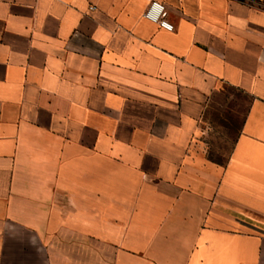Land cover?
Listing matches in <instances>:
<instances>
[{
    "label": "crops",
    "instance_id": "0c3cea01",
    "mask_svg": "<svg viewBox=\"0 0 264 264\" xmlns=\"http://www.w3.org/2000/svg\"><path fill=\"white\" fill-rule=\"evenodd\" d=\"M158 1L0 0V264H264V0Z\"/></svg>",
    "mask_w": 264,
    "mask_h": 264
},
{
    "label": "built area",
    "instance_id": "2783aa9c",
    "mask_svg": "<svg viewBox=\"0 0 264 264\" xmlns=\"http://www.w3.org/2000/svg\"><path fill=\"white\" fill-rule=\"evenodd\" d=\"M95 6H92L91 9H95ZM167 9L164 3L158 0H150V4L143 16L146 19H149L153 22L158 23L161 27L166 28L170 31L174 30V25L169 22L166 18Z\"/></svg>",
    "mask_w": 264,
    "mask_h": 264
}]
</instances>
